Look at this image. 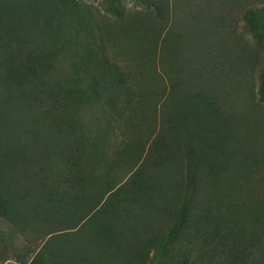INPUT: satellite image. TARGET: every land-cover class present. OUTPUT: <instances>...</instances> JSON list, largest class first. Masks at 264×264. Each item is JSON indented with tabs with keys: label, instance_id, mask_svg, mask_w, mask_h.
<instances>
[{
	"label": "trees",
	"instance_id": "obj_1",
	"mask_svg": "<svg viewBox=\"0 0 264 264\" xmlns=\"http://www.w3.org/2000/svg\"><path fill=\"white\" fill-rule=\"evenodd\" d=\"M134 1L152 12L109 0L114 21L82 0H0V240L13 234V264H264V177L235 137L209 130L221 109L211 90L192 92L165 67L169 56L202 72L212 55L189 42L203 26L221 33L212 10L225 2ZM189 3L203 13L187 18ZM244 18L264 36V7ZM139 24L148 71L160 67L166 94L179 97L168 122L175 140L160 146L156 135L147 152V142L126 145L141 165L117 179L85 114L136 105L138 81L107 42Z\"/></svg>",
	"mask_w": 264,
	"mask_h": 264
},
{
	"label": "rangeland",
	"instance_id": "obj_2",
	"mask_svg": "<svg viewBox=\"0 0 264 264\" xmlns=\"http://www.w3.org/2000/svg\"><path fill=\"white\" fill-rule=\"evenodd\" d=\"M82 1L91 5L105 17L116 21L115 16L105 10L109 0ZM221 1L225 2V5L222 4L212 10L220 15L219 31L221 33L214 36V26H203L200 30L197 29L199 30L198 37L189 42L193 45L197 44L202 51L212 55L200 61L204 66L201 68L202 72L197 75L188 74L189 70L183 69L182 66L185 62L173 66L169 56L165 57V67L171 69L174 78L180 76L182 81L192 82L193 84L188 86L190 91L211 90L210 94L216 97L215 102L221 106V109L219 108V112L213 109V117L211 115L206 125L209 130L220 132L222 138L228 141L230 140L226 136L235 137L236 145L251 152L249 158L252 162L254 161V164L250 163L251 167L254 170H260L261 175L259 174L257 178H261L264 177V103L259 100V88L264 76V36L259 37L250 32L246 26L247 21L244 14L248 8L264 7V0ZM201 4L192 6L193 4L189 3L185 6L187 18L203 13ZM120 5L131 12L144 11L147 12L146 14L152 12L134 0H121ZM151 20L155 21L152 15ZM141 28L140 24L133 28L122 26L118 30L120 38L114 43L113 41L107 42V53L110 58L120 63L121 67L132 70L138 81L139 91L135 97L136 105L122 116L115 111L104 113L98 106L86 110L85 114L88 135L93 141H98L103 145L106 153L104 165L112 166V173L117 179L125 176L132 167L138 168L141 165L140 161H135L137 156L135 152L131 153L125 149L126 145L133 143L134 140L147 142L145 149L147 152L157 136L159 145L161 140L164 143L175 140L174 131H170L168 122L170 117L176 114V100L179 97L176 98L175 92L166 94L165 81H162L158 75L162 74L160 67L157 66L158 74L148 71V55H145L141 41L135 35V32H142ZM261 41H263V47H259L257 43ZM224 93L225 95L231 93L226 97V102L221 96H224ZM178 131V137L181 140L186 135V131L180 128ZM166 147L169 146L166 145ZM175 148L178 146L176 145ZM179 159L183 164L178 165L181 169L185 168L184 160L181 157ZM149 166L151 170L153 167ZM166 221L165 225L171 222V220ZM12 236L13 234L11 238ZM11 238L7 236L6 239L0 240V264H13Z\"/></svg>",
	"mask_w": 264,
	"mask_h": 264
}]
</instances>
